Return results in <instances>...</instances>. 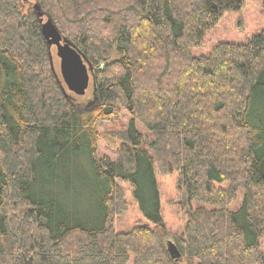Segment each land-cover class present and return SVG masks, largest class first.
I'll list each match as a JSON object with an SVG mask.
<instances>
[{
    "label": "trees",
    "instance_id": "trees-1",
    "mask_svg": "<svg viewBox=\"0 0 264 264\" xmlns=\"http://www.w3.org/2000/svg\"><path fill=\"white\" fill-rule=\"evenodd\" d=\"M37 2L94 65L93 99L69 93ZM244 3L0 0V264H264V30L192 53ZM122 108L118 157H101L97 125ZM157 169L179 170L188 199L179 259ZM118 179L153 226L115 228Z\"/></svg>",
    "mask_w": 264,
    "mask_h": 264
},
{
    "label": "rangeland",
    "instance_id": "rangeland-1",
    "mask_svg": "<svg viewBox=\"0 0 264 264\" xmlns=\"http://www.w3.org/2000/svg\"><path fill=\"white\" fill-rule=\"evenodd\" d=\"M47 12V11H46ZM264 30V0H245L239 11H229L212 28L207 30L203 43L192 48L194 55L208 54L211 49L220 41H239L245 42L257 33ZM68 37V36H67ZM69 38V37H68ZM54 66L60 73V58L57 56L56 47L53 46ZM62 77V76H61ZM94 80L91 76L89 87L82 96H77L76 101L86 102L94 98ZM132 117L129 112L122 108L121 111L108 120L100 121L97 128L100 132L98 140V155L110 158L118 157V147L120 141L114 136V131L125 129L129 126ZM138 128L143 133H149L148 129L140 122ZM157 180L161 195V209L164 221L169 229L167 237L174 238L173 234L182 233L186 222V211L189 208L188 199L184 186L181 181L179 170L169 175H163L157 169ZM118 183L123 186L126 193L127 209L126 212L116 215L113 224L118 231L130 230L137 225H151L150 221L142 212L137 199L134 196V187L127 181L118 179ZM226 185V183L224 184ZM243 198V190L239 192L238 199L230 206L235 209L240 206ZM193 207L201 205L193 201ZM260 248L264 251V235L260 238ZM132 255L131 262L134 264Z\"/></svg>",
    "mask_w": 264,
    "mask_h": 264
},
{
    "label": "water",
    "instance_id": "water-1",
    "mask_svg": "<svg viewBox=\"0 0 264 264\" xmlns=\"http://www.w3.org/2000/svg\"><path fill=\"white\" fill-rule=\"evenodd\" d=\"M34 9L49 48L56 47L57 56L60 58V73L65 85L75 95H84L89 87L91 76L94 80V65L69 38L62 34L51 15L38 2L34 4ZM259 169L264 177V156L260 160ZM167 245L171 256L179 259L181 251L176 243L168 239Z\"/></svg>",
    "mask_w": 264,
    "mask_h": 264
}]
</instances>
